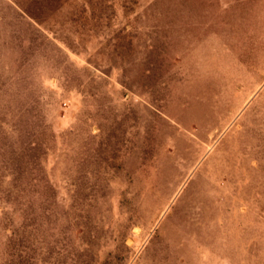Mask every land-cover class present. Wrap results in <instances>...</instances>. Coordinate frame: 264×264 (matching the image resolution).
<instances>
[{
    "label": "rangeland",
    "instance_id": "1",
    "mask_svg": "<svg viewBox=\"0 0 264 264\" xmlns=\"http://www.w3.org/2000/svg\"><path fill=\"white\" fill-rule=\"evenodd\" d=\"M0 264H264V0H0Z\"/></svg>",
    "mask_w": 264,
    "mask_h": 264
},
{
    "label": "trees",
    "instance_id": "2",
    "mask_svg": "<svg viewBox=\"0 0 264 264\" xmlns=\"http://www.w3.org/2000/svg\"><path fill=\"white\" fill-rule=\"evenodd\" d=\"M32 16V18H34V19H36L37 17H35V16H33V15H31Z\"/></svg>",
    "mask_w": 264,
    "mask_h": 264
}]
</instances>
